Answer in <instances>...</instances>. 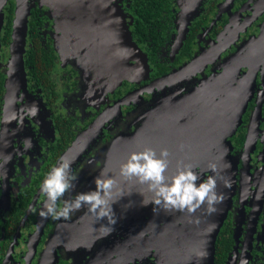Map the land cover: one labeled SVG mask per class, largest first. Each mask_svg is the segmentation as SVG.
Segmentation results:
<instances>
[{
  "label": "flooded vegetation",
  "instance_id": "obj_1",
  "mask_svg": "<svg viewBox=\"0 0 264 264\" xmlns=\"http://www.w3.org/2000/svg\"><path fill=\"white\" fill-rule=\"evenodd\" d=\"M196 1L111 0L108 3V7H114L117 12L121 8L131 39L145 57L147 67H141L139 71L142 54L133 52L131 55L128 50L120 53L118 46L114 48L115 31L109 30V17L102 27L105 30H79V36L72 35L63 43L61 32L57 30L55 10L47 8L50 18L48 21L44 19L46 27H41L38 34L44 45L48 43L56 54L48 76L49 89L37 86L26 76V92L20 94L14 116L12 99L6 102L2 126L4 141L0 144V218L3 222L0 226V264H36L39 251L59 221L49 217L42 227L35 250H32L36 231L40 229L38 212L44 199L39 191L40 182L77 136L96 119L100 117L102 128L81 141L85 142L84 148L71 170L74 174L78 167L84 166L80 168L81 178L74 181V187L64 194V199L81 192L93 181L114 139L145 129L146 115L156 106L164 105L168 109L171 121L165 124L169 129L177 128L178 123L182 126L191 121L206 105L207 108L214 106L218 92L212 91L196 104L193 95L208 79L232 68L233 74L227 78L232 82L225 81L221 88L225 91L234 86L247 89L250 100L233 135L224 136L217 142V145L225 139L230 142V154L236 162L233 191L228 187L227 193H223V197L229 193L230 205L220 230L223 229L233 241L224 264H241V261L264 264V51L258 54V50L251 49L264 29V5L258 7L264 0H200L199 5ZM142 5L152 7L151 12L139 10ZM36 6L45 11V6L40 7L39 3ZM26 44L28 47L32 45L28 31ZM73 47H81L83 55L72 51ZM213 49L215 54L205 58L204 55ZM8 55L0 53L2 62ZM118 62L130 66V69L116 72L113 66ZM191 64L195 65L187 69ZM1 65L0 61V69L3 70ZM176 70L183 71L179 76L176 74L174 78L157 84L159 79L161 81ZM120 74L125 76L120 85L102 94V89ZM96 79L103 80L102 88H95ZM124 96L129 100L103 119V111ZM61 97L64 98L65 110L62 109ZM40 99L43 107L36 103ZM33 105L38 107L34 117L30 115ZM1 116L2 109L0 122ZM61 136L64 140L60 142L68 143L64 150L62 143H57ZM70 136L73 137L68 139ZM29 140L31 146L25 147ZM225 180L229 186L231 181L226 178L219 182V186H226ZM11 212L17 220L12 238L8 240L5 225L6 222L11 223L8 217ZM123 233L127 235L117 236L130 235L126 231ZM115 236L111 235L110 242ZM108 238L110 236L101 244ZM131 257H113L107 264L142 262ZM60 264L64 263L60 261ZM86 264L104 263L91 261Z\"/></svg>",
  "mask_w": 264,
  "mask_h": 264
},
{
  "label": "water",
  "instance_id": "obj_2",
  "mask_svg": "<svg viewBox=\"0 0 264 264\" xmlns=\"http://www.w3.org/2000/svg\"><path fill=\"white\" fill-rule=\"evenodd\" d=\"M7 1L8 0H0V34L4 23V8ZM110 1L111 0H14L12 29L8 48L9 55L5 69V94L0 122V144L4 141V137L2 136V126L4 125L6 117L5 108L7 106L6 104H8L6 103L7 99H12L11 109L14 113H16L18 107L17 101L20 99V94L26 92L24 54L26 51V37L30 10L38 3L41 5L40 7L45 6L48 9H54L57 30H60L61 32V39L63 43L69 41L72 38V35H80L79 30H105L102 27L104 26L105 19L109 17V30L115 31L113 32L114 48L116 49L118 46L120 53L128 50L127 52H130L131 55H133V52L134 54H142L140 49H138L137 45L131 39L121 8H119V11L117 12L114 7H108V3ZM195 3L199 5L200 0H197ZM114 10L117 13H115ZM111 14H113V19L111 18ZM191 18L192 16H190V19ZM71 50L83 55L81 47H73ZM81 57L83 58V56ZM119 64L120 62L113 66V69L116 72L118 71V73L122 70ZM89 65L90 60L88 66ZM92 66L94 67V65ZM116 66L117 68H115ZM90 67L88 68L91 69ZM141 67L142 69L147 67L143 54L141 55ZM180 71L181 70H176L161 80H168ZM233 71L234 69L231 70L230 73L233 74ZM222 73L223 72L217 74L212 79H208L206 83L200 87V89L195 91L192 98L195 104L197 101L203 100L209 96L212 91L218 92V94L215 96L214 106H210L208 104L209 107L207 108L206 105L203 110L193 116L191 121L183 124L182 126L178 123L177 128L173 126L169 129L167 127L168 124H165L171 121L169 112H167L168 109L165 108L164 105H158L151 113L149 112V114L146 115L148 116V120L145 119V129H139L131 135L119 136L109 145L106 152V159L104 163L102 162L103 164L101 163V167L97 168L96 175L99 174L101 169H106L108 174L113 176L117 182L112 196V199L115 201L112 205L115 218V223L113 225H115V227L128 221L129 219H132V217L136 220L137 216L144 210L154 206L153 204L143 205L141 202L142 199H148L151 196L144 185L137 183L134 179L127 180L119 175V164L127 157L130 151L139 150L144 146L153 147L157 149V151L161 147H167L170 156L166 175L173 174L177 165L181 162L193 164L195 166L194 170L196 171L198 167L203 168L205 166V163L208 162L207 159L214 151L213 149L216 151L219 148L217 142L224 138V136L225 138L229 137L241 122L242 113L250 100V93L247 89L242 90L239 87L234 90L230 89V91L226 90L225 93L221 91V85L225 81L229 80L227 79L229 77V72L225 73L226 75ZM123 75L124 74H120L118 77L116 76V78L106 85L102 89V94L110 92L119 86L122 78L125 77ZM230 82H232V80ZM94 86L95 88H102L103 80L96 79L94 81ZM131 96L134 95H130L129 97ZM129 97L124 96L117 101V103L108 107L107 110L105 109L102 113V118L106 119L111 115V113L113 114V110L115 108L120 109V106L124 105L129 100ZM218 100H220L219 103ZM236 100H239L238 109L228 118L227 121L222 123V127L212 137L213 130L215 129L214 124L222 118L221 116L226 112L229 102H235ZM207 109L210 110L207 111ZM162 114L163 116H161ZM180 114L177 116H180ZM99 119L100 117L96 119L84 132L78 135L73 143L61 155L64 159L72 161L70 171L80 157V153L84 148L85 142L82 143L83 140L92 136L95 132L102 128L103 123ZM208 138L210 139L207 143H205ZM223 179L224 178L219 180L217 179V191L220 193H227L228 186H219V182ZM93 186L94 184H92L91 187L83 189L82 192L92 189ZM229 205L230 198L228 193L227 197H223L221 202L215 206L216 211L211 214L205 210L203 205H201V207L194 213L188 214L183 212L184 215L192 217L191 220L195 223L191 226H198L199 232L194 235L191 248L192 250L189 252V256H186L185 258L186 260H189L190 263L184 262L185 259L183 258L182 252L176 260L172 262L170 261L169 264H213L215 240L220 227L225 220ZM82 208H86V206H82ZM176 212L177 211L174 213ZM92 216L94 215L89 213V216L84 218V220L91 224L89 217L91 218ZM49 217L39 216L40 229L38 228V231H36V235L34 237L35 242L33 247H31L32 250H35V246L37 244L36 242L43 230L42 227ZM100 220V224L102 225H108L109 223L108 219L101 218ZM161 222H163V220H161ZM75 224L80 225L77 221H58L53 233L44 244V249L41 253L38 264H56L58 257L57 250L61 246L68 250L75 248L81 241L86 239L87 232L96 226L91 224L79 229L75 226ZM140 225L141 224L138 226L130 225L133 226L134 230H137L136 232L139 237L145 232L144 226H146L144 225L141 227ZM146 228L148 229L147 226ZM59 230H62L63 232H71L72 234L76 233V239L73 242L63 245L61 242L57 241L56 236L57 233H59ZM117 230L118 228L115 229V231ZM115 231H113V233H115ZM113 233H111V235ZM50 243H52V246L49 249ZM161 248L157 251H161ZM131 258L136 259L135 257ZM156 261L157 260L155 259V262Z\"/></svg>",
  "mask_w": 264,
  "mask_h": 264
},
{
  "label": "clouds",
  "instance_id": "obj_3",
  "mask_svg": "<svg viewBox=\"0 0 264 264\" xmlns=\"http://www.w3.org/2000/svg\"><path fill=\"white\" fill-rule=\"evenodd\" d=\"M37 112L38 107L33 105L30 115L34 117ZM30 146L29 140L25 147ZM169 156L167 147H161L157 151L153 147L144 146L139 150L130 151L119 164V175L127 180L134 179L146 187L151 196L142 199L143 205L153 204L165 211L175 210L188 214L194 213L203 205L209 214L215 212V206L223 199V193L217 191V179L220 178L217 164L208 163L207 168L212 174L204 179H200V174L194 170L193 164L183 162L177 165L173 174L166 175ZM71 163L72 161L61 156L41 180L39 191L44 199L38 212L39 216L68 218L72 212L86 206L87 211L97 219H108V225L103 226L104 234H108L113 230L109 225L115 223L112 208L115 201L112 196L116 180L106 169H101L99 174L93 177L92 189L77 192L74 196L64 199V194L74 187L76 179L75 174L70 171ZM224 183L228 185L227 180ZM241 264L246 262L241 261Z\"/></svg>",
  "mask_w": 264,
  "mask_h": 264
},
{
  "label": "rangeland",
  "instance_id": "obj_4",
  "mask_svg": "<svg viewBox=\"0 0 264 264\" xmlns=\"http://www.w3.org/2000/svg\"><path fill=\"white\" fill-rule=\"evenodd\" d=\"M0 53L2 55L7 54L8 50L0 48ZM5 58L7 59H5V61L3 62L2 59H0L2 64L1 68H3V70L6 69L5 66L8 61V57L6 56ZM82 90L83 89H81V91ZM107 98L108 97H106L104 100H106ZM41 101L42 99H40V101H36V103L42 105L40 103ZM63 102L64 98H62V103ZM62 109H66V105L64 103L62 105ZM133 113H135V111ZM236 129L229 137L233 135ZM225 140L219 145V148L214 151L211 156H209V158L207 159L208 162L205 163V166L203 168L198 167L196 171L200 174V179H204L206 176L212 174L207 168L208 163H216L220 176L219 179H229L231 183L228 187L231 191H233V175L236 162L230 154V142L227 141V139ZM89 163L91 164L92 160H90ZM225 164H227V166H225ZM83 167H78L75 171L74 174L76 176V179L81 178L80 168ZM89 180H87V183L89 182ZM92 184L93 183L91 180L88 185H85L86 187H84H91ZM59 203H62V201H60ZM174 212V210L165 211L154 205L151 208L144 210L140 215L137 216L136 220H134V218L132 217V219H129L132 221H123L124 223H121L116 227L115 225H109L113 230L108 234H111L113 231H115L116 228H118V230L115 231L114 234H112L116 235L112 242H110L111 235L104 234L105 228L103 227L104 225L100 224L101 220H98L95 216H92L91 218L89 217V220H91V224L96 226H94L87 232L86 239L81 241L75 248L71 250L61 248L62 251H60L59 248L58 251L60 252L58 254L56 264H60V261H62V263L64 264H86L90 263L91 261L93 263L107 264L113 259V257L119 259L128 256L135 257L138 260L143 259L140 264H169L170 261L172 262L176 260L182 252L183 258L185 259L186 256H189V252L192 250L191 248L193 244V237L196 233L199 232V227L191 226L195 223L191 220L192 217L184 215V213L180 211H177L176 213ZM88 216L89 212L87 211V208L81 207L80 209L72 212L68 218L60 217L57 219L61 221H77L80 223V225L75 224V226L81 229L83 227L91 225L84 220V218ZM161 220H163V222H161ZM139 224H141V227L144 225L148 227L147 229L146 226H144L145 232L140 237L136 232L137 230H134L133 226H130H138ZM123 231H126L130 235L127 237L117 236L118 234H125L123 233ZM104 235L105 237H102ZM126 235L127 234H125V236ZM109 236L110 238H108L107 241L104 240L106 242L101 244V241ZM159 248H161V251H157ZM43 249L44 245L39 251L36 264H38L39 262ZM18 250L19 249L17 248L16 251ZM149 259H153V261H150ZM155 259L157 260L156 262ZM147 261H149L150 263H147ZM184 262L190 263L189 260L186 259L184 260Z\"/></svg>",
  "mask_w": 264,
  "mask_h": 264
},
{
  "label": "trees",
  "instance_id": "obj_5",
  "mask_svg": "<svg viewBox=\"0 0 264 264\" xmlns=\"http://www.w3.org/2000/svg\"><path fill=\"white\" fill-rule=\"evenodd\" d=\"M30 10V16L28 18V39L32 43L31 46L28 47L26 44V51L24 54V67L27 79L33 80L36 82L37 86L42 87L43 89L47 86V81H49V74L53 68L55 63V50L49 46L48 43L44 45L42 39L39 38V30L46 27V22L48 21V12L47 8L44 7L45 11L39 10L36 6ZM13 9H14V0H8L7 4L4 8V23L1 29L0 34V47L2 49L7 50L10 44V36H11V29H12V19H13ZM139 10L141 11H149L152 10V7L147 5H142ZM151 12V11H149ZM142 14V13H141ZM140 14V15H141ZM40 15L42 18H40ZM44 19L47 21L44 22ZM44 45V46H43ZM5 70L0 69V115H1V106L3 101V94H4V84H5ZM62 135L65 132H61ZM73 136H70L68 139H71ZM67 139V140H68ZM64 140V137L61 136L59 143H62L61 148L64 150L67 146V142H60ZM23 208V207H22ZM10 222H6V232L8 236V240L12 238V232L15 227V221L17 220V216L14 213H10L8 215ZM3 224L0 218V226ZM221 229V227H220ZM233 245V241L231 240L230 236L224 233V230H219L215 244H214V255H213V264H224L226 261L228 253L230 252Z\"/></svg>",
  "mask_w": 264,
  "mask_h": 264
},
{
  "label": "bare ground",
  "instance_id": "obj_6",
  "mask_svg": "<svg viewBox=\"0 0 264 264\" xmlns=\"http://www.w3.org/2000/svg\"><path fill=\"white\" fill-rule=\"evenodd\" d=\"M264 5V3L262 4H260L258 7H261V6H263ZM263 45H264V29H263V31H262V34H261V36L258 38V39H256V44L255 45H252L251 46V49L252 50H258L259 52H258V54H260L262 51H264V47H263ZM214 55L215 54V49H213L210 53H208V54H205L204 55V57L206 58V57H210V55ZM137 60H138V58H136ZM137 64H139V60H138V62H137ZM120 67L122 68V71L123 70H125V69H130V66H126V65H124L123 64V62H120ZM193 65H195V64H191L190 66H188V67H186L187 69H189V68H191ZM136 67H137V65H136ZM233 67H235V65L233 66ZM141 69V66H138V71ZM231 70H233V68L232 69H229V70H227V71H224L223 73H224V75H226L225 73H228L229 72V77H231L232 76V74L230 73L231 72ZM183 71V70H182ZM182 71L181 72H179L177 75L179 76L181 73H182ZM222 73V74H223ZM177 75H175V76H177ZM175 76H173L172 78H174ZM166 80H161V81H159V82H157V84L158 83H164ZM238 87L237 86H234V87H232L231 89H237ZM221 91H223L224 93L226 92L225 90H224V88H221L220 89ZM238 107H239V100H236L235 102H229V104H228V107H227V109H226V112L225 113H223L222 114V118H220L218 121H216V123L214 124V130H213V135H212V137L217 133V131L222 127V123L224 122V121H227L228 120V118L238 109ZM177 111V110H176ZM175 111V112H176ZM13 116H14V111H13ZM161 116H163V114L161 115ZM210 138H208L206 141H205V143H207L208 142V140H209ZM59 233H57V241H59V242H61L63 245L64 244H68L69 242H73L76 238H75V236L77 235L76 233H74V234H72L71 232H69V233H66V232H63L62 230H59L58 231ZM51 246H52V243H50L49 244V249L51 248Z\"/></svg>",
  "mask_w": 264,
  "mask_h": 264
}]
</instances>
